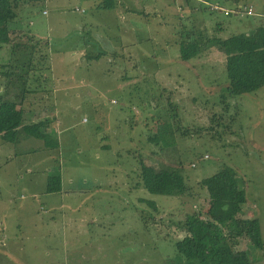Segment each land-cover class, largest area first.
<instances>
[{
    "label": "rangeland",
    "instance_id": "obj_1",
    "mask_svg": "<svg viewBox=\"0 0 264 264\" xmlns=\"http://www.w3.org/2000/svg\"><path fill=\"white\" fill-rule=\"evenodd\" d=\"M91 1L22 6L15 45L0 47V100L22 102L32 122L47 118L51 134L48 144L0 138V264L182 263L174 229L205 204L199 181L223 166L244 191L240 216L257 218L262 238V249L246 239L236 249L264 264V86L229 97L221 52L182 61L175 44L200 23L211 34L219 22L222 38L264 26V0H242L253 14L217 16L201 0H119L98 14ZM99 50L107 54L88 58ZM45 52L50 69L33 75ZM166 123L174 138L159 149L148 137ZM141 162L180 166L187 193L148 192ZM58 173L62 190L47 193Z\"/></svg>",
    "mask_w": 264,
    "mask_h": 264
},
{
    "label": "trees",
    "instance_id": "obj_2",
    "mask_svg": "<svg viewBox=\"0 0 264 264\" xmlns=\"http://www.w3.org/2000/svg\"><path fill=\"white\" fill-rule=\"evenodd\" d=\"M38 1L40 0H0L1 48H4L5 44L15 45L13 44L15 30L12 29V25L16 24L15 18L19 9L28 3L34 5ZM129 1L131 3V0ZM209 2L216 3L213 8L216 10L213 11L216 16L218 13L234 14V11H237L236 7H245L246 14L254 13L252 5L235 6V4L230 5L226 0H201L198 8H209L210 5L205 6ZM91 3L99 11L114 10L119 0H92ZM136 13L143 17L140 10L139 12L134 10V14ZM217 24H219L217 28H210L211 34L208 26L201 23L189 32L181 31L180 39L175 42L178 45L179 60L189 61L214 47L224 56V70L228 81L225 91L229 97L262 88L264 86V26L260 25L248 33H236L222 38L215 36L216 31L221 29L220 23ZM89 42L93 43L91 39H86L82 44ZM106 54L103 50H99L88 58L99 60ZM39 55L45 58L48 54L45 52ZM46 59L42 61L45 64L41 63V65H36L31 59L32 64L29 67L33 75L41 70L50 69V62L47 57ZM41 89H45V83ZM168 103L172 107L170 100ZM48 121L45 118L32 122L28 120L22 102L18 104L11 100H0V138L5 142L17 143L21 135L41 138L45 144H48L51 139V134L48 133ZM165 127L159 133L148 137V142L157 144L159 149L168 144V139L174 138L173 131L168 129L170 128L168 123ZM183 130L186 132L189 129ZM176 162L180 164L179 159ZM140 179L142 187L153 194L180 197L188 191L180 166L162 167L156 170L141 162ZM61 187L62 180L59 173L48 176L45 186L47 193L60 192ZM199 187L205 192V204L197 203L199 209L186 214L185 226L174 229L175 249L184 259L178 264H251L248 253L236 247L240 240L246 239L253 248L262 249L260 226L257 218L240 216L245 203V194L238 185L235 171L223 166L212 175L202 178Z\"/></svg>",
    "mask_w": 264,
    "mask_h": 264
},
{
    "label": "crops",
    "instance_id": "obj_3",
    "mask_svg": "<svg viewBox=\"0 0 264 264\" xmlns=\"http://www.w3.org/2000/svg\"><path fill=\"white\" fill-rule=\"evenodd\" d=\"M46 0H40V1H38V2H45ZM52 1V2H51ZM53 1H54V3H56L55 2V0H47V4L48 3H52V5L53 6H57L58 5V3H56V5L55 4H53ZM127 1H129V0H127ZM139 1V0H138ZM131 2L132 3H134V4H137V0H131ZM226 2H232V4H235V6L236 5H238V6H243V5H251V3H245L244 1H242V0H238L237 2H235L234 0L233 1H231V0H226ZM262 5V4H261ZM59 6H62L61 4H59ZM253 6V5H252ZM59 8V7H58ZM117 9V8H116ZM44 10V9H43ZM115 10V9H114ZM96 11V13L98 14L99 13V10H95ZM261 16H264V11H260V13H259ZM54 133V132H53ZM43 188H45L44 186H43Z\"/></svg>",
    "mask_w": 264,
    "mask_h": 264
},
{
    "label": "built area",
    "instance_id": "obj_4",
    "mask_svg": "<svg viewBox=\"0 0 264 264\" xmlns=\"http://www.w3.org/2000/svg\"><path fill=\"white\" fill-rule=\"evenodd\" d=\"M46 11H44V13H45Z\"/></svg>",
    "mask_w": 264,
    "mask_h": 264
}]
</instances>
